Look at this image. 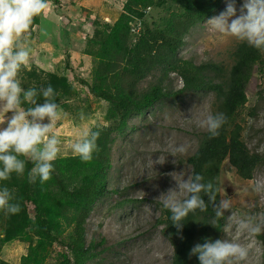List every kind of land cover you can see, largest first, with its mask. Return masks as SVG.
Segmentation results:
<instances>
[{"label": "rangeland", "instance_id": "1", "mask_svg": "<svg viewBox=\"0 0 264 264\" xmlns=\"http://www.w3.org/2000/svg\"><path fill=\"white\" fill-rule=\"evenodd\" d=\"M127 1L49 0V8L24 34L23 42L30 50V59L21 67L17 79L25 90H40L49 85L54 89V101L60 108L56 131L61 140V152L57 159L75 156L68 145L78 138L84 127L99 131L97 142L101 143L104 133L114 126L116 119L110 105L93 97L88 87L96 84L99 42L111 32ZM228 2L222 0L211 17L183 36L177 58L195 65L212 62L230 66V53L241 40L221 34L207 23L224 12ZM235 4L238 16L243 0H235ZM143 10L139 4L129 13L139 17ZM172 13H180V10L170 2L152 9L140 16L144 20L142 28L164 29ZM259 69L255 68L248 82L247 103L238 121L248 151L264 157V64ZM161 72L162 69L157 68L140 80L136 88L146 90ZM164 85L167 92L164 99L130 117L124 131L113 134L108 193L94 203L85 221V244H94V256L86 264H169L171 261L172 246L157 223L162 218L159 206L163 205L158 199L169 189L178 190L177 183L191 176L186 159L197 150L201 136L207 131L197 121L201 114L213 113L215 97L211 92L179 93L182 83L176 73H170ZM36 99L38 103L43 102L42 95ZM0 119H3L2 114ZM181 145L187 146V152L173 156V149ZM258 179H264V162L254 169L250 180L239 179L227 163L222 165L218 180L220 195L231 200V209L224 212L222 240L237 239L234 229L225 231L232 213L237 216L264 214V193L254 191V182ZM5 181H0L2 188L8 182L16 183L13 177ZM31 188L33 197L45 207L52 236L66 239L70 228L59 215L56 216V207L63 206V202L59 196L54 197L51 178L42 184L37 177L31 182ZM49 193L51 197L45 198ZM185 196L181 194L179 198ZM45 201L52 204H44ZM33 209L34 204L29 202L28 219L24 224L0 210L3 215L0 221L1 262L22 264V258L30 251L35 261L25 264L57 261L59 246L38 234ZM11 235L13 238L4 242ZM238 242L253 245L251 264H264V232L255 237L241 235Z\"/></svg>", "mask_w": 264, "mask_h": 264}, {"label": "trees", "instance_id": "2", "mask_svg": "<svg viewBox=\"0 0 264 264\" xmlns=\"http://www.w3.org/2000/svg\"><path fill=\"white\" fill-rule=\"evenodd\" d=\"M169 2L180 13H172L164 29L150 30L143 27L138 35L130 32L131 8L140 4L144 10L149 8V11L141 13L147 15L152 9L161 8ZM221 3L222 0H128L111 32L101 38L98 53L100 62L94 77L96 84L89 86L88 91L93 97L110 105L116 120L114 126L104 133V141L96 142L97 149L90 161L84 162L78 156H72L53 162V194L63 202V206L56 207V216L59 215L70 228L68 237L56 239L52 236V226L45 215V207L33 197L28 179V173L34 166L31 161H26L23 175L11 174L10 177L16 183L8 182L5 185L13 194V201L20 205L19 213L11 217L18 218L24 224L28 219L27 204L33 203L34 224L38 234L55 241L59 246L57 261L46 264H86L93 258V242L85 244V221L94 203L108 193L107 173L111 167L110 148L115 140L113 134L123 132L130 117L143 113L167 96L164 84L170 73H176L181 80L179 93H213L215 101L212 115L224 113L227 117V122L219 129V135L211 137L206 131L201 136L197 150L186 159L191 167V175L200 174L204 182L212 181L219 188L218 180L224 163L235 171L239 179L250 180L254 169L264 162V157L248 151L242 141V126L238 121L247 103L248 82L255 68L258 66L261 69L264 64V51L239 41L230 53L232 62L228 67L212 62L195 65L192 61L176 57L183 36L193 26L211 17ZM37 22L38 16L34 17L33 24ZM157 68L162 69L158 79L146 90L139 91L136 88L138 82ZM21 106L29 107L26 103ZM201 195L208 205L207 210L190 212L179 229L171 220V212L163 205L159 206L162 218L157 223L162 226V234L172 246L169 264H199L197 256L189 255L191 249L196 244H203L206 239L222 240L225 216L213 225L215 212L207 195ZM50 197L49 193L45 198ZM220 199L219 191L217 203ZM50 202L45 201L44 204L50 206ZM2 218L0 211V221ZM12 238V235L7 236L4 242ZM33 257L30 251L29 255L22 258V264L34 262ZM0 264L7 263L0 261Z\"/></svg>", "mask_w": 264, "mask_h": 264}, {"label": "clouds", "instance_id": "3", "mask_svg": "<svg viewBox=\"0 0 264 264\" xmlns=\"http://www.w3.org/2000/svg\"><path fill=\"white\" fill-rule=\"evenodd\" d=\"M48 8L49 0H0V114L3 115L0 119V181L8 180L12 173L23 175L26 161H31L34 166L28 173L29 181L34 182L39 177L43 184L51 178L53 162L61 152V140L56 131L60 108L54 101V89L49 85L40 90H25L17 79L21 67L30 59V50L23 42L24 34L29 32L34 17ZM207 23L221 34L264 51V0H243L238 16L235 0H229L226 10ZM38 95H42V103L37 102ZM25 103L30 106L22 107ZM226 122L224 113H203L197 121L211 137L218 136ZM99 135V131L84 127L68 146L73 155L84 162L90 161ZM186 152L187 146L181 145L173 149V156ZM177 185L178 190L169 189L158 200L171 212V220L178 229L190 212L207 210L202 193L207 195L215 212L213 225L231 209L230 199L221 198L217 203L220 189L212 181L204 182L200 174L191 175ZM254 191L264 193V179L254 182ZM181 194H186L185 198L180 199ZM13 200L7 187L0 188V210L6 214L19 213L20 205ZM228 219L225 231L234 229L237 239H206L203 244H196L189 255L197 256L199 264H251L253 245L240 243L238 238L241 235L255 237L264 232V214L237 216L232 213Z\"/></svg>", "mask_w": 264, "mask_h": 264}, {"label": "built area", "instance_id": "4", "mask_svg": "<svg viewBox=\"0 0 264 264\" xmlns=\"http://www.w3.org/2000/svg\"><path fill=\"white\" fill-rule=\"evenodd\" d=\"M149 11V8H146L143 12ZM131 22H130V32L138 35L140 31L142 30V20L139 17L131 16Z\"/></svg>", "mask_w": 264, "mask_h": 264}]
</instances>
